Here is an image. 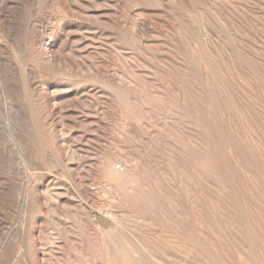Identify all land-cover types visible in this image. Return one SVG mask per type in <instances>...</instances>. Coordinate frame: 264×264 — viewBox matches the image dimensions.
I'll use <instances>...</instances> for the list:
<instances>
[{
  "label": "rangeland",
  "instance_id": "374dc122",
  "mask_svg": "<svg viewBox=\"0 0 264 264\" xmlns=\"http://www.w3.org/2000/svg\"><path fill=\"white\" fill-rule=\"evenodd\" d=\"M28 18L38 21V32L47 29L44 38L52 37L51 47L63 41L66 50L84 52L95 62L96 78H77L72 90L99 92L123 77L128 87L158 93L177 88L175 76L186 67L195 87L190 84V90L203 87L208 102L207 175L203 179L188 151L167 136L170 132L200 146L196 124L172 122L155 108L148 114L147 134L131 131L130 141L119 139L109 121L85 122L84 112L78 114L81 122L70 124L56 113L47 114L44 106L29 138L39 154L29 156L0 124V264H89L79 226L89 224L91 208L109 210L115 221L146 233L149 240L161 236L158 226L144 231L137 224L146 216L120 201L108 205L101 197L103 169L112 161L137 168L147 179L141 181L144 186L173 208L179 220L201 225L207 252L192 248L184 255L159 249L156 255L164 264H255L252 256L264 257V0H0V49H10L6 35L22 37ZM89 110L94 115L95 108ZM123 123L129 133L128 124L136 122L127 118ZM246 123L259 132L261 143ZM24 156L30 172L26 181L20 171ZM95 215L101 227L112 224Z\"/></svg>",
  "mask_w": 264,
  "mask_h": 264
},
{
  "label": "bare ground",
  "instance_id": "6f19581e",
  "mask_svg": "<svg viewBox=\"0 0 264 264\" xmlns=\"http://www.w3.org/2000/svg\"><path fill=\"white\" fill-rule=\"evenodd\" d=\"M61 1L64 4V1L66 0ZM37 22L38 21L35 18H28V22L25 25L26 31L22 37H13L10 39L11 35H6V37H8L6 39L10 44V49H0V102L3 104V107H0V124L9 129L28 156L30 155V152L39 154L38 149L32 144L29 138L32 137L31 130L34 127L37 118V111L44 106L47 108V114L53 115L56 113L61 120H65L70 124L81 122V117H79L78 114L84 112L82 118L85 122L102 125L104 122L109 121L115 127V132L119 139L125 137L130 141L131 131H134L135 133L141 132L143 135L147 134L148 114L153 108H155L172 122L183 123V121L187 122L191 120L196 124L201 142L200 146L190 145L187 141L178 139L170 132L167 136L177 147L188 151V160L193 163L199 173L203 176V179L206 177L208 102L203 87L202 89H197V91L190 90L191 79L187 73L186 67L185 71H183L184 69L182 70V75L175 76L178 83L177 88L170 89L168 87L158 93H154L145 88L136 89V87H128L123 77L116 78V82H114L113 85H104L106 89H102L99 92L94 91V89H88V87H81L80 89L72 90L70 88L77 78H96L94 76L97 72L95 62L88 57H84V52L77 53L73 49L66 50L63 41H61L56 48L51 47L53 43L52 37L47 35L48 37L44 38L47 29L39 28L40 31L38 32V27L36 25ZM8 30L10 32L9 34L13 33V23L8 26ZM120 37L122 39L125 38L122 33H120ZM188 54L189 53L185 51L183 55L184 63H186V60L189 58ZM190 54L192 55V53ZM200 59L201 58L199 57V60ZM192 64H195V62L193 61ZM224 68H226V66H224ZM217 70L218 69L215 70L216 73ZM41 71L44 72L43 76L40 75ZM207 73L209 74V72ZM229 74L230 73L228 72V75ZM237 74L239 75V73ZM223 80L226 81L225 79ZM214 85H216V83ZM193 86L194 85H192V87ZM206 86L209 87L208 85ZM226 86L229 88L228 84H226ZM193 88L195 89V87ZM234 95L235 94H233V96ZM251 98L249 99L253 100ZM235 99H237V96H235ZM232 102L236 103V100ZM235 105L236 104H234V106ZM92 107L95 108L94 115L89 114L90 112H88ZM225 107L228 110V107ZM218 108L219 107H217V109ZM99 109L101 110L100 113H98ZM237 112L239 113V111ZM257 112L258 109L256 114ZM246 114L249 115L248 111ZM221 117H223V115ZM127 118L132 122H136L135 124H128L129 133L126 132V128L122 125L125 124L123 121ZM252 123H254L253 120ZM137 124H140L141 127L139 128ZM246 128L253 134V137L258 140V143L262 142V138L259 137V132L249 123H246ZM247 136L249 135L247 134ZM262 137L264 136L262 135ZM252 145L254 144L252 143ZM255 145L257 146V144ZM256 148L258 149L259 147ZM235 154L237 153L235 152ZM167 155L172 156V152H168ZM229 155L231 156L230 153ZM23 158L25 168L22 169L21 167L20 171L25 180L27 176L30 175V172L28 161L25 156ZM236 166L238 165L236 164ZM143 178L146 179L143 175H140V171L137 168L127 164V162H108L103 169L102 185L104 191L102 192L103 196L101 195V197L108 200V205L115 201H120L123 205L132 209L138 216H146V219H144L143 222H137V224H139L144 231H147L148 227L151 225L158 226L159 234H161V236H154L152 240H149L146 233H138L136 229H127L123 227L118 221L114 220L113 215L109 210L103 211L91 208L88 213L89 224L79 226L80 243H82L81 245L88 254L89 264H164L156 255L159 249L179 251L184 255H188L192 248H199L207 252L206 237L202 230H200L201 225L197 221L192 222L188 219L179 220L176 217L173 208L167 206L150 186H144V183L141 182ZM262 179L264 180V178ZM242 182L243 181H241V183ZM12 186L14 185L12 184ZM0 200H3L2 197ZM96 213L108 218L112 224L107 228L101 227L98 224L95 215ZM253 233L255 235V232ZM76 249H78V247ZM216 253L218 254V252ZM252 260L255 264H264V257L261 254H258V256H252Z\"/></svg>",
  "mask_w": 264,
  "mask_h": 264
}]
</instances>
